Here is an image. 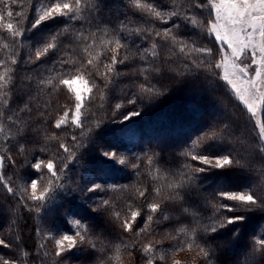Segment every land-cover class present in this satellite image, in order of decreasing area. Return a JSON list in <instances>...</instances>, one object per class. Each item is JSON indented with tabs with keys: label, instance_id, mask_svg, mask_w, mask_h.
Wrapping results in <instances>:
<instances>
[{
	"label": "snow or ice",
	"instance_id": "6c2138e0",
	"mask_svg": "<svg viewBox=\"0 0 264 264\" xmlns=\"http://www.w3.org/2000/svg\"><path fill=\"white\" fill-rule=\"evenodd\" d=\"M113 7L126 11L110 24L104 12ZM24 8L0 0V191L12 200L0 264H182L184 252L187 264H264V0H29ZM123 80L129 91L110 110L124 139L113 142L100 114ZM220 92L225 99L210 102L224 118L206 120L182 161L126 150L125 139L145 138L134 118L161 98L196 103ZM85 155L95 179L69 190V166ZM125 169L137 180L97 182ZM109 192L119 197L98 195ZM24 211L38 221L31 250ZM105 225L115 240L97 231Z\"/></svg>",
	"mask_w": 264,
	"mask_h": 264
},
{
	"label": "trees",
	"instance_id": "16d2710c",
	"mask_svg": "<svg viewBox=\"0 0 264 264\" xmlns=\"http://www.w3.org/2000/svg\"><path fill=\"white\" fill-rule=\"evenodd\" d=\"M25 8L24 10L28 11V3L29 0H24ZM42 0H31V3L36 7H39ZM149 2L156 3L158 5H163L168 2V0H149ZM112 5H118L120 0H110ZM15 10H19L16 6H13ZM126 11L124 8L113 7L111 11L108 9L104 12V19L108 21L110 24L116 22V16L122 14ZM55 25L51 27L44 28L42 30V34L46 35L50 31L55 30ZM163 27V25H160ZM30 35V34H29ZM38 37H33L36 39ZM29 50V41L24 42V47L22 49L24 55L26 56ZM50 66L45 65V67ZM23 74V73H21ZM128 84L127 80H123L120 83L115 84L110 93L108 94L107 103L105 104V108L108 109L106 113H101L100 115L105 116V123L102 125V130L107 133L106 139L110 141H117L119 139H124L123 133L117 131L122 127L118 122H111V106H113L116 102H119V99L124 96V93L128 92L129 89L126 87ZM208 101H197L196 103L185 101L179 97H170L165 101L164 98H161L159 102L153 104L151 108L146 110L144 114L140 118H134L132 122V127L142 130L145 133V138L141 140L139 143L136 141H129L127 139L124 140L125 144L128 145V149L130 150V155L142 154L143 151H148L150 148L154 151L161 153V157L163 161L168 162L169 165H174L178 161H182V158L178 156V153L183 150L186 144H190L192 139H195L196 135L199 134L200 131H203V124L206 122H211L214 119H223V111L220 104H216L213 107L210 101H213L219 96L221 99H225L223 97V93H214L208 94ZM59 103H65V96L60 95L58 97ZM98 99V97H97ZM226 102V101H225ZM176 115V119L172 120V118ZM245 131L250 135L251 128L248 127ZM165 134V135H161ZM156 137V139H152V137ZM171 137V138H169ZM87 143V141H85ZM55 147L52 148V151H55ZM82 152L85 150H81ZM90 152L92 155L95 154V149L90 145L86 150ZM44 155V154H41ZM90 158L88 155L84 156V159L78 165L75 161H73L68 170V175L64 178V182L69 185V190L71 188L76 187V185H80L83 187L85 182L91 179H95V174L92 173L91 168L89 167ZM21 174L26 170H18ZM6 173L8 175L13 174L12 169H7ZM15 178V177H14ZM146 179L147 177H143ZM141 177V179H143ZM137 180V177L132 174L130 169H125L120 172H110L107 176L103 177V180H97V182L106 181L108 184H127L132 183ZM71 182V183H69ZM109 196L112 195L113 199H117L119 197L118 193H108ZM57 200L53 202V206L57 203L61 202V198H63V192L57 191ZM76 197V201H81L82 193L76 192L73 193ZM107 198V197H105ZM67 198H64L66 201ZM92 202V201H89ZM87 203V201H86ZM84 202V207L88 208V204ZM12 204V200L10 197H7L3 191H0V223H3L7 219V213L4 211L8 209ZM23 215L26 217L25 220H22V240L23 243L27 246L29 250L33 248L35 243L34 241V230L38 225V221L33 218V214H29L24 211ZM100 221H104L105 217L101 216L98 218ZM85 222L92 224L93 226L97 225V221L91 220L85 217ZM159 227H157V231H159ZM97 231H106L111 233L109 239L115 240L117 238V230H114L110 225H105L104 228L97 227ZM247 239V238H246ZM6 249H0V252H7ZM187 259L183 261L182 264H187V261L190 259L187 252ZM29 264H40L39 260H31L29 259Z\"/></svg>",
	"mask_w": 264,
	"mask_h": 264
},
{
	"label": "rangeland",
	"instance_id": "374dc122",
	"mask_svg": "<svg viewBox=\"0 0 264 264\" xmlns=\"http://www.w3.org/2000/svg\"><path fill=\"white\" fill-rule=\"evenodd\" d=\"M146 177V176H145ZM143 178V177H142ZM144 179V178H143ZM89 181L90 180H88L87 182H85V184H88L89 183ZM84 184V185H85ZM83 185V186H84ZM98 195H101V196H104V197H112V195L111 196H109V194L107 193V194H104V193H101V194H98ZM86 203V202H85ZM94 203V201H92V202H89V201H87V203L86 204H88V205H90V204H93ZM187 254H184V253H180V254H178L177 256H176V259H178V260H181L182 261V263H183V261L185 260V259H187Z\"/></svg>",
	"mask_w": 264,
	"mask_h": 264
}]
</instances>
